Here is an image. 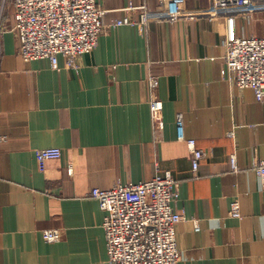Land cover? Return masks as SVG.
Wrapping results in <instances>:
<instances>
[{"label":"crops","instance_id":"obj_1","mask_svg":"<svg viewBox=\"0 0 264 264\" xmlns=\"http://www.w3.org/2000/svg\"><path fill=\"white\" fill-rule=\"evenodd\" d=\"M98 2L109 23L137 20L129 4L152 9L158 0ZM185 3L187 18L174 23L108 28L76 70L61 54L57 69L47 58L24 61L13 5L0 0V264H110L104 211L90 189L166 170L182 213L178 264H264V188L254 168L264 153V100L230 79L223 45L234 34L264 37V0H252L233 27L215 16L212 0ZM151 99L162 104L158 135ZM178 116L185 138L206 154L195 171ZM43 147L61 156L41 171ZM234 198L239 218L228 214ZM56 228L62 238L46 242L42 231Z\"/></svg>","mask_w":264,"mask_h":264},{"label":"built area","instance_id":"obj_2","mask_svg":"<svg viewBox=\"0 0 264 264\" xmlns=\"http://www.w3.org/2000/svg\"><path fill=\"white\" fill-rule=\"evenodd\" d=\"M10 1L21 58L24 61L47 58L56 69L59 54L65 56L68 66L79 69L77 59L93 50L100 34L110 27L131 25L142 31L151 20L174 23L187 18L185 0H158L152 9L129 4L126 9L140 10L137 20L125 16L108 24L103 21L105 10L98 0ZM212 6L215 16H222L233 27L237 15L250 14L252 0H212ZM223 45L230 79L237 87L250 88L258 100H264V37L234 34ZM150 83L155 85L153 77ZM149 107L154 134L158 135L163 127L162 104L151 99ZM176 128L178 139L184 140L191 150L195 171L206 154L196 148L194 139L185 138L180 116L176 119ZM60 156L59 147L40 148L36 153L39 169L44 171L49 160ZM229 158L231 169L237 170L234 155ZM254 168L264 188V153ZM89 195L104 211L102 227L110 264H178L180 249L175 227L182 213L174 208L177 182L169 170L147 181L93 187ZM228 214L235 218L241 216L236 198L231 201ZM42 238L48 243L59 241L62 230L44 229Z\"/></svg>","mask_w":264,"mask_h":264},{"label":"rangeland","instance_id":"obj_3","mask_svg":"<svg viewBox=\"0 0 264 264\" xmlns=\"http://www.w3.org/2000/svg\"><path fill=\"white\" fill-rule=\"evenodd\" d=\"M107 24H108V23H107ZM110 28H111V27H110ZM106 30H107V29H106ZM106 30H105V31H106ZM101 34H102V33H101ZM101 34H100V35H101ZM153 130H154V129H153ZM90 190H91V189H90Z\"/></svg>","mask_w":264,"mask_h":264}]
</instances>
